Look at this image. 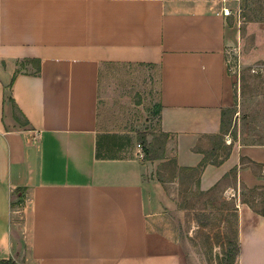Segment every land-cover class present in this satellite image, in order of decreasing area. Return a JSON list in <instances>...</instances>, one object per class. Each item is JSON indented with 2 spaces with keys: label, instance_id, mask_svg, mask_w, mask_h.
Instances as JSON below:
<instances>
[{
  "label": "crops",
  "instance_id": "obj_1",
  "mask_svg": "<svg viewBox=\"0 0 264 264\" xmlns=\"http://www.w3.org/2000/svg\"><path fill=\"white\" fill-rule=\"evenodd\" d=\"M242 18L241 0H0V260L207 264L191 237L176 244L152 224L176 210L183 184L195 190L181 169L207 157L199 190L224 184L236 199L238 251L224 264H264V144L234 140L215 163L232 141L221 138L234 102L229 54L264 60V22ZM111 63L158 69L153 157L100 112Z\"/></svg>",
  "mask_w": 264,
  "mask_h": 264
},
{
  "label": "rangeland",
  "instance_id": "obj_2",
  "mask_svg": "<svg viewBox=\"0 0 264 264\" xmlns=\"http://www.w3.org/2000/svg\"><path fill=\"white\" fill-rule=\"evenodd\" d=\"M241 17L243 22L249 19L264 22V0H241ZM237 55L239 71L236 67L229 73L234 102L225 110L228 126L226 136L221 138L230 141L235 133V139L242 143L264 142V60L244 61L237 49L229 58L234 60ZM254 66L257 70L252 72ZM157 74V67L130 63L104 64L100 70L101 114L105 111L112 119L108 126L122 131V140H128L146 157L159 153L163 140L158 127ZM220 143L218 150L223 153L228 142ZM162 175L164 179L170 178V172ZM169 184L168 188L172 186ZM223 185L200 194L183 184L179 195L170 197L176 202V210L158 213L153 218L156 232L159 235L169 232L176 244L191 237L192 247H202L207 254V264H224L236 252L237 208L235 197L224 194ZM244 198L256 200L255 206L259 208V195L245 190Z\"/></svg>",
  "mask_w": 264,
  "mask_h": 264
},
{
  "label": "trees",
  "instance_id": "obj_3",
  "mask_svg": "<svg viewBox=\"0 0 264 264\" xmlns=\"http://www.w3.org/2000/svg\"><path fill=\"white\" fill-rule=\"evenodd\" d=\"M249 20L262 21L261 19H249ZM9 99L12 101L11 97H9ZM157 115H159V104L157 105ZM225 115H226V112L224 110V112H222V121H221L222 122V134L226 133L227 126H228V120L225 119ZM14 117H15L16 120H18V118H19L18 116H14ZM235 138H236V135H235V133H233L232 141L229 143V145H227V148H226L227 150H225V152H223L222 158L219 161L216 160L215 163H219L222 159H224L225 157L228 156V154L230 153L231 147H232V143H233L234 140H236ZM254 143H256V142H251L249 144H254ZM245 144H247V143H245ZM261 144H264V142H262ZM207 161H208V158L205 157L204 160L197 167L181 169V170H183L184 173H187L188 178H190L192 180V182H193L195 191H197L200 194H207V193L211 192V190H212V189H210L208 191H200L199 190V174H200L202 168L204 167V165L206 164ZM232 173L234 175L236 174L235 171H232ZM21 190H22L21 188H16L14 192H20ZM22 202H23V199L20 196L18 198V200L16 201V203L18 205H21ZM263 211H264V209H263ZM237 251H238V248L236 247V253H237ZM0 264H15V263L11 259H6V260L2 259V260H0Z\"/></svg>",
  "mask_w": 264,
  "mask_h": 264
},
{
  "label": "built area",
  "instance_id": "obj_4",
  "mask_svg": "<svg viewBox=\"0 0 264 264\" xmlns=\"http://www.w3.org/2000/svg\"><path fill=\"white\" fill-rule=\"evenodd\" d=\"M222 13L224 15H230L231 14V10L229 8H222ZM240 13L237 12V15H239ZM227 63H228V69L229 71L233 72V68H236L237 67V73L239 71V67H240V61L238 59V55L237 57L233 60L232 58H228L227 59ZM257 70V67H252L251 68V71L254 72Z\"/></svg>",
  "mask_w": 264,
  "mask_h": 264
}]
</instances>
